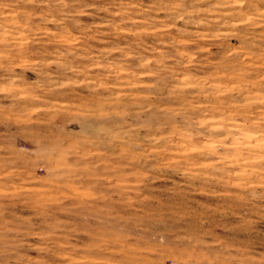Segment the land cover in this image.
Wrapping results in <instances>:
<instances>
[{
    "label": "clouds",
    "instance_id": "1",
    "mask_svg": "<svg viewBox=\"0 0 264 264\" xmlns=\"http://www.w3.org/2000/svg\"><path fill=\"white\" fill-rule=\"evenodd\" d=\"M13 4L32 11L0 25V264H30L29 251L69 260L83 254L97 264H264L257 248L264 243V155L244 161L259 165L252 172L230 170L239 161L225 141L238 129L227 113L245 105L224 100L211 51L234 36L264 38L254 35L264 30V0H0V8ZM101 13L102 23L83 26L80 17ZM48 24L58 26L55 34ZM43 36L58 47L33 54L28 45ZM92 40L110 43L94 48ZM25 58L36 61L34 81L15 71ZM155 98L179 103L166 110L167 123L151 128L140 116L158 108ZM197 111L188 127H177L178 116ZM110 116L123 127H107ZM71 119L94 125L71 129L74 148ZM144 127V143L131 142ZM257 135L264 144V128L250 138ZM116 142L124 152L109 158ZM37 171L47 173L46 183L31 182ZM101 180L103 195H74L73 185L85 183L101 193ZM21 208L30 210L27 218Z\"/></svg>",
    "mask_w": 264,
    "mask_h": 264
},
{
    "label": "rangeland",
    "instance_id": "2",
    "mask_svg": "<svg viewBox=\"0 0 264 264\" xmlns=\"http://www.w3.org/2000/svg\"><path fill=\"white\" fill-rule=\"evenodd\" d=\"M4 4H9L10 0H2ZM147 3L148 0H145ZM32 6H27L23 4L11 5L8 8H0V25L5 27H11V22L15 18L21 20L22 14L26 12H31ZM93 11L92 9L89 10ZM106 14L101 13L99 16L94 15H84L80 17V20L83 22V26H91L93 24H99L103 22ZM159 20L165 19V14L163 12L158 15ZM38 21H34L36 23ZM57 25L48 24L46 31L51 34L57 32ZM177 27H184L182 24H178ZM3 29L0 28V31ZM193 29L189 26V31ZM68 31L72 33L73 36L79 34L78 30L72 27L68 28ZM264 30L257 28L254 35L260 37L261 33ZM173 35L175 31L173 30ZM68 43H71V40H68ZM94 48H103L110 41H101V40H92L89 41ZM147 43H152L149 39ZM30 51L33 54H39L43 52H54L58 47L57 42L50 41L47 36L38 38V41L28 45ZM194 45H189V48H194ZM173 55H175L174 50H170ZM214 54L212 57V65L215 68H219L220 71L215 76L219 90L223 92V98L230 108H238L240 105H245L243 108H238L237 113L234 115L233 111H229L227 115L232 117L235 121L232 137L225 141L227 144L235 145L231 148L229 154L236 158L239 161L236 164L231 166V171L241 172L247 170L252 172L254 168H258L259 165H252L249 167L244 161L254 160L260 155H264V144L261 143L260 137L257 135L255 139H251L256 132V128H264V124H259L262 114H264V104H260L258 101L260 98L264 97V38L254 39L252 36H249L247 40L238 37H230L226 40L218 42L211 49ZM118 55V54H116ZM179 57H176V60H179ZM35 59H22L16 66L15 71L22 74L27 78L28 81H34L37 79L39 74L38 68L35 65ZM169 63L175 64V61H170ZM214 69H209L208 71H201L198 73L201 77H207L212 74ZM2 74V73H0ZM183 80L182 77L177 78V80L169 81V85H175L181 83ZM143 83H150L151 79L145 77L142 81ZM211 82V81H210ZM137 93H145L147 90L143 88L133 89ZM189 92L191 89L188 90ZM152 104L158 105V108L153 107L149 108L148 111L141 113L140 119L147 124L149 127L154 128L160 125L167 123L166 110L168 108H175L178 106V101L169 100L167 98H155L151 101ZM139 110V106H137ZM200 112H189L185 113L182 116L177 117V127H188L191 124L193 119L199 118ZM219 116V113H217ZM108 124L107 127L119 130L123 127L122 122L119 117H107ZM68 127V137L70 139L69 147L74 148L78 141L72 140L71 137L74 135L71 132V129H74L79 125L81 131H90L94 125L87 120H78L71 119L65 122ZM247 125V126H245ZM63 127V125H62ZM149 127H144L138 129V134L132 136V141L134 144H143L145 138L150 134ZM171 129H166L170 131ZM218 135H226V133H219ZM175 139H179L176 137ZM124 152V147L116 142L115 146L109 149L108 156L109 158H117L119 155ZM82 156L88 155L87 153H82ZM201 163H206L207 161L201 160ZM69 163H72L71 158ZM46 172L37 171L34 179L31 181L33 184H43L46 183ZM91 179V178H89ZM99 179V178H97ZM235 183V178L234 181ZM102 189L101 193L89 192L88 184L85 183L83 186L80 184H74V195L79 196L81 199H90L95 198L97 195H103L107 191V181L101 180L97 185ZM233 191H239L238 189H233ZM258 191L264 195V189H258ZM218 200H223L224 197H216ZM18 211H23L26 214L30 211L29 209H18ZM118 214L122 210H117ZM103 223V221H101ZM119 230L123 231V225L115 226ZM261 228H264V224L260 225ZM39 237H36L35 240H38ZM34 240V242H35ZM257 248L260 252H264V243L257 245ZM28 255L31 257L30 264H54L55 261H62L63 264H97V258L87 255H79L73 257L69 260L66 256H56V257H45L42 254L36 251H29Z\"/></svg>",
    "mask_w": 264,
    "mask_h": 264
}]
</instances>
